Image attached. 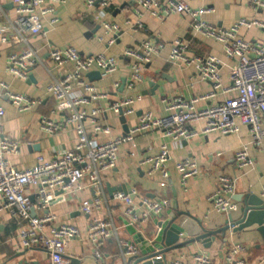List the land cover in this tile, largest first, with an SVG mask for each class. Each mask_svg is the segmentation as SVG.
<instances>
[{"label":"crops","instance_id":"0c3cea01","mask_svg":"<svg viewBox=\"0 0 264 264\" xmlns=\"http://www.w3.org/2000/svg\"><path fill=\"white\" fill-rule=\"evenodd\" d=\"M181 1L192 8L208 6L213 12L206 14L204 19L210 24L229 28L240 19L259 20L264 22V5L255 6V1L264 0H173ZM53 16L57 18L54 24L49 22L50 16L42 18L43 32L36 37H30V44L38 51L42 63H39L30 74L33 81H23L5 70L7 56L11 52L23 49V45L0 43V84L4 83L13 92L25 93L29 97L40 100L32 110L19 112L5 96L0 86V105L5 110L2 121L3 136L19 141V150L15 154H6L9 166L24 169L33 166L39 157L50 158L54 151L71 149L74 147L76 137L71 129L56 134H47L40 130L38 122L42 115L52 116L54 99L46 92V85L52 77L59 78L72 70V65L56 66L49 58L50 47L72 46L82 54H105L118 58V68L106 78L90 79L100 90L109 93L111 99L122 95H140L133 108L135 113L125 119L128 131L138 123V118L145 112H151L155 117L165 115L163 97L179 96L185 99L199 96L211 90L210 82L202 80L195 75L194 64L170 63L168 61L171 42L176 37H182L188 42L187 55L205 56L213 54L221 60L220 75L224 85H229L228 72L235 63V58L228 57L222 44L212 38H206L194 32L191 27L192 20L188 16L172 13L159 20L149 14L137 0H113L105 9L108 20L116 23L120 29L118 39L109 44L111 34L106 32L94 21L96 7H87L86 0H64L54 5ZM137 10L139 13H137ZM0 20L7 23V17L13 18L10 0H0ZM140 20L142 28H134L127 23ZM238 36L251 41H264V28L258 26L240 27ZM145 39H151L161 45L160 52L152 58L150 64H145L142 71V80L132 90L126 89V79L130 71L131 59L123 55L126 47L139 48ZM96 72V71H93ZM125 81L123 89L120 88ZM119 86L114 88L113 83ZM224 98L219 94L217 100ZM215 99L199 102L198 106H206ZM97 105L105 108L106 101H98ZM98 120L111 126L109 135H97L98 140H107L124 134V124L119 116L112 112H103ZM204 121L192 123L189 128L199 130ZM87 128H90L89 126ZM128 133V132H127ZM125 133V134H127ZM133 138L119 146L116 167L104 174L105 194L110 198L109 188H134L137 198L168 197L170 207L158 217L143 224L140 228L126 226L121 214V206L114 203H104L97 212L85 214L81 206L90 202L92 193L88 188L75 192L57 191V197L49 205L48 210L56 216L55 224L68 222L75 224L84 233L88 223L98 215L111 217L115 232L98 247L82 239H73L67 243L65 256L70 264H130L121 254L120 242L128 240L133 242L138 255L143 256L150 250H158L151 243L156 224H166L172 214L178 211L188 212L199 220L207 230H223L228 216L213 210L208 197L218 187V178L221 175L237 176L236 189L231 196L237 203V209L230 216L233 221L241 217L240 208L242 200L253 194L264 201L261 188L264 184V154L254 147L249 148L252 165L245 169H238L234 152L250 140L249 129L241 125L239 133L233 135H220L217 132L198 134L181 142H174L163 135L162 130L152 128L137 131ZM167 143L170 146V156L167 161V178L156 172L146 174V166L139 162L146 156L158 153L160 145ZM219 154V155H217ZM185 157H192L197 161L198 173L188 179L186 189L179 184V175L176 165ZM117 190V189H116ZM25 192L33 196L34 188L27 187ZM137 198L135 200L137 201ZM241 199V201H240ZM32 215L40 216L45 210L36 207ZM221 228V229H220ZM218 232L210 246L205 247L200 241L194 242L166 254L167 260L181 259L191 262L194 252H201L210 259L212 264H226L227 253L235 246L240 247L234 258L243 259L246 264H264V241L255 230L245 229L233 232V229ZM17 225L6 211H0V264H51L46 251L41 248H32L18 252ZM187 237L180 235L178 242Z\"/></svg>","mask_w":264,"mask_h":264},{"label":"built area","instance_id":"2783aa9c","mask_svg":"<svg viewBox=\"0 0 264 264\" xmlns=\"http://www.w3.org/2000/svg\"><path fill=\"white\" fill-rule=\"evenodd\" d=\"M63 1L10 0L13 18L7 17V23L0 20V43L13 46L21 44L24 47L8 54L5 68L7 73L29 81L31 70L42 63L29 38L42 34L44 16H50L51 24L57 21L53 16L54 5ZM112 2L113 0H86L87 7H96L94 21L111 34L109 44H113L121 32L120 27L105 16V9ZM137 5L159 20L172 13L184 14L191 18V27L195 33L220 42L225 54L236 60L229 68L230 84L224 85L221 81V60L217 56L207 54L189 57L188 42L182 37H176L171 42L168 61L174 64H194L195 75L210 82L211 90L188 99L179 96L163 97L161 101L165 105L164 116L155 117L147 111L138 118V123L127 134L98 140L95 136L111 133V126L100 122L98 115L109 111L127 118L135 113L133 105L141 96L127 94L111 99L109 93L100 91L89 80L88 74L93 71L98 72L100 78L114 73L118 68L117 57L102 53L86 55L72 46L50 47L48 54L51 61L56 66L71 64L72 70L59 78L52 77L46 85V92L55 101L51 113L55 118L42 115L38 125L40 130L50 135L71 129L76 137L74 147L54 151L48 159L39 157L37 162L28 168L9 166L6 154L17 153L20 143L16 139L3 136L2 121L6 112L0 105V211H6L17 225L18 252L41 248L47 252L51 264H70L69 258L65 256L68 242L82 239L98 247L115 232V229H112L111 217L103 218L98 215H94L84 233L72 223L55 224L56 216L48 207L57 197V191L75 192L88 188L92 197L89 203L82 204L83 213L97 212L104 203L118 204L121 206L125 225L139 228L151 219L158 218L170 207V198H137L134 188L114 191L109 199L105 194L104 174L116 167L119 146L131 140L132 134L137 131L158 128L165 137L174 142H181L199 133L217 132L223 136L237 134L243 125L249 129L250 140L234 152L237 168L245 169L252 165L250 147L258 148L264 154V41L251 42L238 36L240 27L264 28V22L240 19L229 28H221L204 19L206 14L213 12V8L208 6L192 8L184 2L173 0H137ZM262 5V2L255 1V6ZM127 23L134 28L143 27L140 20L132 24L130 21ZM160 49L161 45L151 39H145L137 49H124L123 55L131 59L126 79L127 90H132L142 80L144 65L150 64ZM0 86L2 95L19 112L32 110L40 103V100L25 93L9 90L4 83ZM113 86L117 88L119 83L114 82ZM219 94L224 95V98L217 100ZM212 99H215L213 103L198 106L199 102ZM98 101H106L107 106L102 108L96 104ZM201 120L204 124L198 131L189 128L192 123ZM88 126L90 128H87ZM169 154V144L162 143L158 153L142 158L139 164L146 166L147 175L158 172L161 177L167 178ZM176 169L179 184L186 189L188 179L198 173L197 161L192 157H185L177 163ZM237 179V176H219L218 189L208 197L213 210L229 216L237 209V203L231 197L235 192ZM27 187L34 188L33 202L31 196L25 192ZM260 194L264 197V184ZM36 207L45 210V213L40 216L32 215ZM160 232L161 226L156 224L150 241L157 238ZM120 248L125 260L138 255L137 247L131 241H121ZM238 252L240 247H233L227 253L226 264H246L243 259L234 258ZM166 263L212 264L201 252L192 253L189 263L181 259H166Z\"/></svg>","mask_w":264,"mask_h":264},{"label":"water","instance_id":"95a60500","mask_svg":"<svg viewBox=\"0 0 264 264\" xmlns=\"http://www.w3.org/2000/svg\"><path fill=\"white\" fill-rule=\"evenodd\" d=\"M90 79L99 78L98 72H90L88 74ZM33 81V76H29V81ZM125 81L123 80L120 88L123 89ZM120 122L124 124V134L128 132V127L125 125V117L119 116ZM117 189V190H116ZM109 188L110 196L114 191H126L124 186L119 188ZM34 201V197H31ZM241 201V199H240ZM241 217L233 221L229 215L226 225L223 230H207L202 223L191 216L188 212L178 211L171 215L166 224L159 223L161 232L157 238L151 241L158 250H150L143 256H133L128 258L130 264H167L166 254L179 247L200 241L205 247L210 246V241L215 239V234L218 232L225 233L226 230L233 229V232L244 231L245 229H252L258 232L264 241V201L253 195L249 194L242 200L240 208ZM33 213V212H32ZM180 235L187 237L183 242H178ZM160 256V257H159ZM159 257V258H158Z\"/></svg>","mask_w":264,"mask_h":264}]
</instances>
